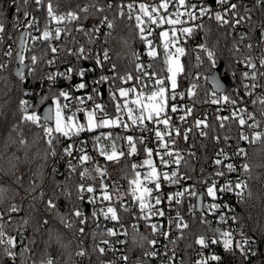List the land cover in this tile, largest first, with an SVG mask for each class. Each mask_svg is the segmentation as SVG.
<instances>
[{
    "label": "snow or ice",
    "instance_id": "snow-or-ice-1",
    "mask_svg": "<svg viewBox=\"0 0 264 264\" xmlns=\"http://www.w3.org/2000/svg\"><path fill=\"white\" fill-rule=\"evenodd\" d=\"M260 2L264 3V0H260ZM34 3L37 9L46 8V26L42 33V37H35V39H42L43 41H52V40H60L63 35L65 38L71 36V41L68 43L78 44L79 46L75 49H67L69 55H75L78 58H83L85 60L89 59V55L91 54V49H87L84 44H80L77 36L73 35V29L69 27V25H75V32L82 34L87 38L88 44H94L100 38V32L102 28L108 29L105 39L103 41L104 45H109V41L111 39H115L112 35V31L115 28L114 20H110L108 15H98L101 13H105L108 11L114 12V18H118L121 20H126L129 22H134V29L136 31L137 37L144 43L146 46V55L150 60H156L160 53L157 51L158 47H162L163 56L161 58V68L159 71L153 70V64L144 63H136L135 71L138 73L135 77L132 73H127L124 76H119L116 74L112 77V80L115 81L119 78L122 83L127 84L130 81L134 80L139 85L132 87H119L112 92L113 100H117L119 98L120 102L115 104L116 113L118 115L115 118L108 117V114L105 112V108L101 104H96L95 108L92 111L87 112V123H79L76 120L75 115L67 116L64 115V109L68 107L67 104L61 105L60 98H63L65 101L70 99L69 93L67 91H59L58 96L54 99L55 104V114L45 116L46 120L54 121V126H48L42 123L41 115L37 114L35 111H31L32 105H30L29 101L26 99L20 100V108H21V116L20 120L23 123H29L32 125L39 126L44 130L45 143L48 145V148L51 150V155L55 156V150L53 148L54 140L57 139L53 135V133L60 134L63 137H68L71 139L73 136H78L81 132L84 131H95L100 128H112V127H123L124 129H129L131 126L137 127L141 132L149 133L153 132L155 136V140L158 144L156 149L147 147L145 141L147 139L146 136L133 137L128 135L126 137H115L111 134L96 137V147L99 151V154L103 156L107 161H119L125 155L132 156L136 155L138 152L137 143L145 144L144 153L146 158L143 160L142 164L138 165L133 163L131 168L133 170V176L129 179V192L132 201L133 207H137L139 210V215L136 217L137 220L142 219L146 222L147 226L151 228L152 234L155 236L159 233L160 236L168 241L170 244H175V240H170L169 237L171 235V230L174 227L178 233L177 239L184 238V230L189 228L188 222L184 219V217L176 212L175 217H169L168 219V229L165 230L163 224L152 223L153 217H164L165 210L159 207L163 203V193L161 190V180L168 182L171 185H179L183 180H190L192 177L185 172L181 174V165H189L188 159L183 155L182 151L175 147L176 138L181 136V131L179 127H176L172 124V117L169 113V102L175 101L177 96L179 95L181 99H183V93H177L176 89L178 87L177 77L184 72V66L181 62V58L185 56L186 49L183 46H180V37H190L193 32L197 28H203V25H188L189 22H194L198 19H201L204 16H208L210 19H215L221 26L233 24L239 25L241 21L245 20V16H240L237 8L238 5L236 3H232L231 0H216L221 6L227 5L226 8L222 12H213L211 6L203 7L201 6L197 11V6L191 3H188V0H115V3L109 2L107 4L100 3V0H87V2L78 4L75 9L68 11H60L59 0H13L14 6V20H13V28H18L21 23V19H23L24 27L26 29L32 28L35 24H38L36 17L32 16L31 12L27 11V7L29 4ZM23 11V17L21 18L20 12ZM171 9V10H170ZM232 14L231 17L229 14ZM83 14V15H81ZM97 17L98 23L94 24L91 28H87L84 26L83 21L89 19L90 17ZM31 17V19H30ZM186 17V19H185ZM248 20L251 19L250 16L247 17ZM55 24V28H51L50 25ZM155 25L156 28L161 29L159 31L157 38L161 42L160 45H157L153 42V40L149 39L150 36H153L155 33V28L152 26ZM167 25L168 28H164ZM129 29L133 28V23H129L126 25ZM5 33V24L0 22V43L4 40ZM10 38V37H9ZM26 39V35L22 33L21 35V44L22 51L18 53V63L20 65H24L25 57L23 55V51L27 50L23 47L24 41ZM245 39V36H241V42ZM260 43H264V25L261 26V35L257 38ZM126 43V41H124ZM259 46V45H257ZM200 51L206 54L209 62L212 63L213 66L216 64V54L215 52L208 47L207 43H203L197 46ZM246 47L249 51L253 48L251 43L247 44ZM235 51L239 52L240 49L235 47ZM50 51L53 54L58 53L59 48L55 46H50ZM111 47L102 48V56L100 53L95 55V62L97 66L103 68L104 63L108 62L112 59L110 56ZM6 56H12L11 47H9L8 51L5 53ZM134 57V63L140 60V56L135 52L132 53ZM32 64L35 65L38 61V57L36 55H32L30 57ZM197 61H200V56L197 55ZM242 62L246 68L251 71H246L243 73V77L245 79L253 81L251 84L244 85L246 89V94L252 96L255 92V89L258 87H264V85L258 84L256 81L259 76H264V72H260L257 68V64L253 62L250 56H245ZM48 64H53L54 60H48ZM260 68H264V56H261L259 59ZM6 68V64L0 63V70ZM92 69H84L81 68L77 71V74L83 78L86 71H91ZM74 71L73 68L69 67L66 70V73H50L47 77L49 81L55 82L57 76H62L67 79H70V74ZM110 71L113 73L116 72V64L112 63L110 67ZM17 76L23 78V72L20 69H17ZM109 81L108 76L102 75L97 84H106ZM167 82V83H166ZM53 85H49V90L51 91ZM86 85L84 83H80L77 85V90L84 89ZM196 85L193 84L191 88L188 90V95L190 97H195L197 95L195 89ZM146 90V91H145ZM96 91V89H94ZM118 94V97H117ZM213 97L210 101L206 100L205 102H210L212 104H220L221 102L225 104H231L234 107L238 104L236 99L230 98L228 95H224L221 98L216 97V93H212ZM46 97L41 96V100L43 101ZM88 100H92V96L87 97ZM257 101L264 106V97H257L256 100L253 101V104H256ZM81 104L84 102L83 98H80L79 101ZM99 110L101 113H104V116L97 120V111ZM170 111L172 113L177 112V106L175 104L171 105ZM193 109L188 107L184 111V115L180 117L181 121H185L189 115L192 114ZM52 112V109L49 108V113ZM124 114L127 117V121L124 120L122 115ZM261 115L264 116V110L261 111ZM216 119L219 121V127L224 128L225 122L229 120H234L238 123L241 129L244 128L245 125L249 129H252L251 136L244 133L243 131L239 135V140L245 141L249 144L254 143H264V132L255 131V129L260 128L261 122L256 119L254 113L249 112L246 107H235L230 114V116H217ZM130 121V124L128 123ZM252 121V123H249ZM151 123L153 125L152 128L148 127V124ZM195 127L199 129V135L203 138L208 137V129L210 125L207 122V119H197L194 122ZM160 125H163V129L160 128ZM18 128V125H14V130ZM192 131V128H188L183 133V139L185 141L188 140V133ZM107 139L110 142V147L101 143V139ZM124 139L128 146L127 153L123 151L117 145V140ZM213 139L216 142H219L220 136H214ZM225 140L230 139V137L225 136ZM19 144L27 147L28 141L26 139L21 138L19 140ZM155 151L156 156L159 157V164L163 166V168H171V171H163L161 168H158L155 161L153 160V153ZM65 155L71 157L72 156V145H69L64 149ZM48 153H45V156ZM237 155L247 158L248 152L245 148H238ZM189 156L194 157L195 152H189ZM217 157H223V159L217 158L214 160L216 165L223 164L224 160L230 159L228 154L224 152V149L221 148L220 151L216 154ZM167 157V159H166ZM18 159V158H15ZM91 160V157L85 153L83 148L80 149L79 156V165H73L71 161L69 162V169L71 172H75L78 166H83L87 162ZM10 169H15L16 164L14 160H10ZM174 165V167H172ZM141 167H146V171L142 174L137 169ZM227 172L232 173L237 171L236 165L233 163H228L225 165ZM242 172L244 174H250L251 167L248 163H244L241 165ZM95 172L101 180L103 177L107 175L106 169L101 168L99 165H96L93 169L83 168L80 172L81 179L94 178L92 177V173ZM226 173L220 169H217L215 172V176L222 177ZM127 178V177H125ZM17 183L21 182V178L17 177ZM206 185V193L198 194L195 192L194 188H184L183 191H176L174 193H170L167 195V202L169 207L173 201L177 205L183 203V198L187 194L189 197L195 196L197 200H200L201 197L206 194L208 197H211L213 200L217 199V191L221 193H229L235 192V194L240 198V201L244 200V190L248 187L247 182L244 180L238 179L235 183L232 181H227L223 185L217 188L218 180L212 179L209 184L207 180L203 181ZM151 185V186H150ZM30 189L35 191L36 185L35 183L30 184ZM108 185L101 183L102 190V200L112 201V195L107 191ZM115 190L118 192V185L114 186ZM239 190V191H236ZM96 189L92 185H84L79 184L77 186L78 198L80 200L85 199V193H95ZM158 193L157 195H153V193ZM70 195V194H69ZM125 194H119L117 196V201L123 202V196ZM251 195V193H249ZM44 193L40 192L39 197L43 198ZM14 198V197H13ZM9 199L8 190L0 187V204L4 203L5 200ZM97 197L92 195L88 198L87 202L89 204H95ZM46 206L50 210L58 211L57 203L53 199H48L46 201ZM193 208L196 205H192ZM208 210L210 212H215V210L223 208H227L229 212H234V209L229 207L227 204H219V203H211L208 206ZM21 206L16 203L9 204L8 208L5 211H0V251L3 252L11 261L12 264H16V260L18 255H25L30 253L31 249L29 247V243L26 242L23 234L20 233V239L18 241L16 236L9 235L6 231V227L12 221V214L19 213L21 211ZM127 210V209H126ZM100 215L104 217L106 220H112L119 222L120 217L117 214V210L113 206H108L106 208L99 209ZM5 214L8 215V220L5 221ZM75 221H78L80 225H85L88 222V216L76 206L70 210L69 213ZM92 218H97L96 211L92 212ZM228 219H231L233 222L238 220L236 215H232L231 217H227L225 215H221L219 218L220 223H227ZM61 223L65 225L68 229H73L74 223L72 220H67L66 217L61 214L60 215ZM44 224H47L48 221L44 220ZM200 223L203 225H208L209 221L202 215L200 219ZM23 225L28 224V220L24 219L22 221ZM97 227L99 224L97 223ZM122 231H116L114 228L106 229V231L100 233L102 237H115V236H124L128 237L129 232L128 228L132 229L134 233L132 237V243L139 247H143V243L141 241H147V244L151 246L152 250H145L143 252V257L146 258H158L163 255L167 257V260L163 262V264H174L175 261V251H172V255L169 256V250L167 249V245H165V251L161 254L159 250L156 248L159 241L157 239L148 240L142 234L139 233V227L137 224H131L128 227L123 225L120 226ZM212 235L207 236L205 234H200L196 237L195 243L200 246L201 249H207L210 245H214L217 243H222L223 248L226 251H235L238 250L242 256H247L248 252L246 251V246L250 243L249 238L245 235L243 230L237 233L242 239L235 240L233 235V230H222L219 228L211 229ZM78 232L83 235L85 229L83 226L78 228ZM95 233H93V238L95 241ZM137 236H139V241L137 240ZM59 242V241H58ZM115 243L118 244H127L128 240H117ZM115 243L110 241L109 239L102 238L98 243H95L94 250L98 253L99 256H104L108 251L116 252L120 251V249L115 248ZM106 245V247L101 246ZM20 249L18 252L17 249ZM77 256L84 257L87 255V251L84 248H80L79 251L76 252ZM200 257L195 264H209L210 261L218 262L221 260V257L215 254L210 256H204L203 253H197ZM120 260L124 261L125 264H128L129 256L121 255L119 257ZM35 264V262H34ZM40 264H55L53 258L49 257L46 260H42Z\"/></svg>",
    "mask_w": 264,
    "mask_h": 264
},
{
    "label": "built area",
    "instance_id": "built-area-1",
    "mask_svg": "<svg viewBox=\"0 0 264 264\" xmlns=\"http://www.w3.org/2000/svg\"><path fill=\"white\" fill-rule=\"evenodd\" d=\"M125 2H128V0H125ZM232 3H236L238 5L237 11L240 16H245V20L241 21L239 25H232V35L237 36L239 39H241V36L244 35L245 39H247L249 33L247 31L248 26V19L247 17L250 16L251 19L254 17L255 10L253 7L263 5L264 3L260 2V0H231ZM188 3L194 4L197 6V11L201 6L203 7H209L211 6L213 12H222L224 8L227 7V5L221 6L218 3H216V0L214 2V5H211L210 0H188ZM171 10V9H170ZM46 15L45 13L44 17L42 19H37L38 24H35L32 28L26 29L22 23H20L19 34L18 38H16L11 31H9V28L5 26V33H4V40L1 43L4 50V60L3 64H6L5 69H13L18 66L17 61V47L19 49V40H20V33L21 29L26 30V39L24 43V48L27 50L23 51V55L25 57L24 64H25V71L29 67V69L33 70L35 69L36 65L32 64V61L30 57H28L26 54L29 51H32L35 47H38L40 45H43L44 47L50 49V46H55L59 48L58 53L54 55V57L51 60H54L53 64H50L52 66V69H57V73H66V70L71 67L74 69V71L70 74V79H67L62 76H57L58 79L63 81L60 87V91H67L69 93L70 99L65 101L62 98L61 105L67 104L68 107L64 109V114L66 116H72L75 115L76 120L80 121L81 123L85 122V114L87 111H92L95 108L96 104H101L105 108V112L108 114V117L115 118L116 115V109L115 104L119 101V98L117 100H113L112 98V92L119 88V87H132L137 86L139 88V85L134 80L130 81L127 84L122 83V81L117 78L115 81L112 80V77L116 75L112 71H110V61L105 62L103 68L97 66L95 62V55L97 53H100L102 56V48L108 47V45H104L103 41L105 39V35L108 31L106 28H102L100 32V38L94 43V44H88L87 38L84 37L82 34L75 32V25H69L70 28L73 29V35L77 36L79 43L84 44L87 49H91V54L89 55V59L85 60L83 58H78L75 55H71V57L68 54L67 49L75 50L79 45L68 43V41H71L72 37L69 36L65 38L63 35L61 36L60 40H52V41H43L42 39H33L35 37H42V33L46 26ZM231 13L229 16L231 17ZM31 19V17H30ZM186 19V17H185ZM210 18L208 16H204L201 19H198L194 22H189L188 25L185 26H192L194 25H203V28H197L192 36L190 37H180V46H183L187 51H191L195 57L197 55L200 56V61L202 60L201 52L199 48L197 47L200 44L207 43V39L205 36V22L209 20ZM99 21H92L87 22L88 24L83 21V24L87 28H91L94 24H97ZM128 23H132L129 22ZM134 23V22H133ZM13 25V24H12ZM264 25V22L263 24ZM13 27V26H12ZM51 28H55L56 25L52 24L50 25ZM155 28V33L153 36H150L149 39L153 40V42L157 45H160V41L157 38L159 31L161 29L156 28L155 25L152 26ZM164 28H168L167 25L164 26ZM114 33V30L112 31V35ZM261 35V28L260 31L256 33V39L251 40L248 42L253 45V48L251 50H254L256 48V51L252 54L251 58L253 62L257 64V68L260 72H264V68H260L259 59L261 56H264V43H260L258 41V37ZM10 37V38H9ZM259 45V46H257ZM9 47H11L12 50V56L8 57L5 55V53L8 51ZM146 46L143 43L142 50L139 52L140 56V62L147 64H153L154 69L156 71H159L161 68V58L163 56V49L162 47H158L157 51L160 53V56L156 60H150L149 57L146 55ZM67 57H65V55ZM16 56V61L14 60V57ZM110 56L112 57L111 51ZM186 56V55H185ZM184 57V56H183ZM182 57V58H183ZM244 57L237 60V66L239 69H242L243 73L246 71H251L250 69L246 68L245 65L242 62ZM59 68V69H58ZM81 68L84 69H92L91 71H86L83 78H81L76 70H79ZM24 71V72H25ZM23 72V73H24ZM52 73L49 72L46 76L47 82L49 81L47 79L48 75ZM67 74V73H66ZM108 76L109 81L106 84H97L96 81L100 79V77ZM132 75L135 77L138 75V73L135 71L132 73ZM124 76V75H123ZM232 87L231 89L226 93H218L213 90L210 92H207V89L205 87V77L201 72H197L195 75V79L188 83L187 85H183L181 87H177L176 92L177 93H183V99L180 98V96H177V99L175 101L169 102V115L172 117V124L176 127L180 128L181 136L176 138V145L175 147L182 151L183 155L188 159L189 165H181V174H184L187 172L188 175L192 177L190 180H183L179 185H171L166 181L161 180V190L163 193V203L159 206L165 210V216L164 217H153L152 223H158L163 224L165 230L168 229V219L169 217H175L176 212L179 211V213L184 217V219L188 222L189 228L184 230V238L183 239H177L178 233L173 227L171 230V235L169 237L170 240H175V244H170L168 241H166L163 236H160L159 233H157L155 236L152 234L151 228L147 226L146 222L142 219L137 220L136 217L139 215V210L137 207H133V201L128 195L129 192V179L133 176V170L131 166H127V155L122 157L118 162L117 161H107L103 156L99 154V151L96 147V137L100 136L101 134L108 135L111 134L113 138L115 137H126L128 135L135 137L140 136H146L147 139L145 141V144L147 147L156 149L158 147V144L155 140V136L153 132L144 133L141 132L137 127L131 126L130 121L128 122L130 124L129 129H124L123 127H112V128H100L96 129L95 131H84L81 132L78 136H73L71 139L68 137H63L60 134L53 133L55 137H57L56 140H54L53 144H56V150H55V157L61 162L63 165L62 170L66 169L70 171L69 169V162L73 165H79V156H80V149L83 148L85 153L91 157V160L84 164L82 167L78 166L77 169L83 170V168L93 169L96 165H99L101 168L106 169L107 175L103 177V180H101V177H99L97 174V178L95 182L92 180L88 184L84 185H92L96 191L95 193H85V199L83 200L85 203H87V213L86 215H89L93 221H95L96 230H100L102 232L106 231V229L114 228L116 231H122L121 225L128 227L131 224H137L139 227V233L142 234L144 237H146L148 240L150 239H157L159 243L157 244L156 248L159 250V252L162 254L165 251V245H167V249L169 250V256L172 255V251L174 249L175 251V261L174 264H195V262L200 258L197 253H203L204 256H210L212 254L220 256V252L224 249L222 243H217L214 245H210L207 249H201L199 245H197L194 242H191L188 237V232L190 227L195 226V223L198 221L200 223L201 216L203 215L208 221V231L209 233H203L207 236L212 235L211 229L219 228L222 230H233V235L235 237V240H241L242 238L237 234L241 230L238 229V220L236 222H233L231 219H228L227 223H220L219 218L221 215H225L227 217H231L232 215H236L238 217V207L240 204V198L235 194V192H229V193H221L217 191V199L213 200L211 197H208L206 194H204L201 197V200H197L195 196L189 197L187 194L183 198V203L177 205L175 201L172 202L171 207H169L167 202V195L170 193H174L176 191H183L184 188H194L195 192L198 194L206 193L207 185L203 182L204 180H207L210 184L212 179H216L219 181L217 184V188L221 185H223L227 181H232L235 183L238 179L244 180L247 182V174H244L241 169V165H243L246 162V159L237 155L238 148H245V146L249 145V143L239 140V135L243 131L244 133L251 136L252 129H249L247 125L244 126L243 129H240V132L236 134L235 136H228L230 139L225 140L224 137L220 136L219 142L214 141V149L211 148V140L209 138V135L211 133V130L213 128L212 121L217 120V116H230L231 112L235 110V107H246L247 108V102L243 101V93H246V89L244 85L251 84L253 81L246 79L245 83L243 84V89H235L233 92L234 96L229 95V93L234 90V83L231 79ZM260 85H264V76H259L256 81ZM80 83H84L86 87L84 89L77 90V85ZM167 83V82H166ZM51 85H53V82H50ZM195 84L197 87L195 89L197 95L195 97H190L188 95V90L191 88V86ZM96 89V91H94ZM146 91V90H145ZM244 91V92H243ZM216 93V97H219L222 99L224 95H228L232 99H241L243 101L242 105H236L235 107L231 104H225L221 102L220 104H212L210 102H205L206 100L210 101L213 97L212 93ZM256 93L257 97H264V87H258L255 89L254 94ZM92 96V100H88L87 97ZM118 97V94H117ZM80 98L84 99V102L81 104ZM250 98V97H249ZM238 101V100H237ZM175 104L177 106V112L172 113L170 111L171 105ZM191 107L193 109L192 114L187 117L185 121H181L180 117L184 115V111ZM248 109V108H247ZM97 111V120H99L101 117L104 116V113H101L99 110ZM249 111V110H248ZM250 112V111H249ZM122 115L124 120L127 121V117L124 114ZM207 119L208 124L210 127L206 129L208 131V137L203 138L199 135V129L195 127V120L197 119ZM226 123V122H225ZM249 123H252V121H249ZM49 126V124H47ZM149 128H152L153 125L151 123L148 124ZM160 128L163 129V125H160ZM192 128V131L188 133V140L185 141L183 139V133L186 129ZM255 131H261L264 132V126H260V128L255 129ZM117 145L120 147L125 153H127L128 146L126 144V141L124 139L117 140ZM101 143L110 147V142L107 139H101ZM243 143L245 145H243ZM145 144L137 143V149L138 152L136 155L130 156L131 163L135 164H142L143 160L146 158L144 153ZM69 145H72V156L69 157L65 155L64 149L68 147ZM223 148L224 152L228 154L229 158L228 160H224L223 164L216 165L214 163V160L217 158L223 159V157H217V153L220 151V149ZM189 152H195V156L191 157L188 155ZM167 159V157H166ZM153 160L155 161L158 168H161L163 171H171V168H163L159 164V157L156 156L155 151L153 153ZM233 163L237 167L236 172L228 173L227 169L225 167L226 164ZM108 164L113 166L121 165L122 168L120 169L121 177L115 176V174L112 173V169H108ZM131 164V165H132ZM174 167V165L172 166ZM217 169H220L224 171L226 174L222 177L215 176V172ZM142 174L147 170L146 167H141L137 169ZM93 175V173H92ZM127 177V178H125ZM104 183L108 185L107 191L112 195V201H105L102 200V190H101V183ZM118 185V192L115 190L114 186ZM151 186V185H150ZM246 190V189H245ZM244 190V192H245ZM239 191V190H236ZM119 194H125L123 196V202L117 201V196ZM158 193L154 192L153 195H157ZM92 195H95L97 197L95 204H89L87 202L88 198ZM211 203H219V204H227L229 207L234 209V212H229L227 208H221L218 210H215V212H210L208 210V205ZM192 205H196L195 208L192 207ZM108 206H113L117 210V214L120 217L119 222L112 221V220H106L102 215L99 213V209L106 208ZM127 209V210H126ZM96 211L97 218H92V212ZM97 223L99 224V227H97ZM201 224V223H200ZM203 225V224H202ZM243 230V229H242ZM129 235L128 237L124 236H115V237H106V239H109L110 241L117 240H128L127 244H118L115 243V248L120 249V251L112 252L108 251L106 255V261L104 264H125L124 261L120 260L119 257L121 255H128L129 261L128 264H163L164 261L167 260V257H164L163 255L159 256L158 258H146L143 257V252L145 250H152L151 246L147 244V241H141L143 243V247H139L136 245L137 249L131 252L132 247L134 244L132 243V237L134 233L132 232L131 228H128ZM243 232L246 235V232L243 230ZM247 236V235H246ZM248 237V236H247ZM250 240V243L246 246V251L248 252V255L246 257L249 258H255L256 264H264V246L261 243H258L257 240L254 237H248ZM137 240L139 241V237H137ZM107 248L106 245H101ZM209 264H215V261H210Z\"/></svg>",
    "mask_w": 264,
    "mask_h": 264
},
{
    "label": "trees",
    "instance_id": "trees-1",
    "mask_svg": "<svg viewBox=\"0 0 264 264\" xmlns=\"http://www.w3.org/2000/svg\"><path fill=\"white\" fill-rule=\"evenodd\" d=\"M87 0H59L60 11H68L76 8L78 4H83ZM109 0H100V3L107 4ZM115 3V0H111ZM255 10L254 17L247 23L248 37L241 42L237 36L232 35V25L221 26L214 18L205 22L204 30L207 39V45L216 54V64L212 65L207 59L205 53L201 52L202 60L197 61L191 51H187L183 57L184 72L178 77V87L187 85L195 79L197 72H201L205 77V87L207 92L212 91L208 82V76L220 65H222V74L233 80L234 90L229 95L234 96L235 89H243L245 78L243 77L242 69L237 66V60L245 56H252L256 51H249L246 45L249 41L256 39V33L264 22V4L253 7ZM22 8L20 12L23 17ZM31 12L32 16L37 19H42L46 13V8L37 9L34 3L29 4L26 9ZM83 15V14H81ZM98 15H108L110 20H114L115 28L113 37L109 41L111 47L112 60L110 64H116L115 74L123 76L127 73L135 72L133 52L139 55L142 50L143 42L137 37L136 31L133 28L129 29L126 25L129 24L126 20L114 18V12L108 11ZM14 6L13 0H0V22H3L9 31L18 38V28H13ZM98 21L97 17L93 16L84 22ZM24 25L23 19H21ZM126 41V43H124ZM108 45V46H109ZM235 47L240 49L235 51ZM18 52V47L17 51ZM28 57L36 55L38 61L35 64V69L29 67L23 73V78L14 75L13 69L0 70V187L8 190L9 199L0 204V211H5L9 204L16 203L21 206L19 213L12 214V221L7 225L6 231L9 235L16 236L18 241L23 237L27 238L31 249L30 253L23 256L18 255L16 264H40L42 260L51 257L55 264H104L105 256H99L94 250L95 243H98L102 238L99 229L96 230L95 221L88 216V222L85 225H80L69 214L73 206L79 207L84 213H87V203L78 198L77 186L79 184H88L92 180L95 182L96 173L93 172L92 177L81 179V169L75 172L62 170L63 165L57 157L51 155V150L45 143L43 128L23 123L20 120L21 108L20 100L26 99L32 105L31 111L40 113L41 108L53 102L60 91L61 79L58 77L51 91L49 85L51 81H46V76L49 72L57 73V69H52V66L47 63L55 54L51 53L50 49L40 45L32 51L27 52ZM68 54L65 55L67 57ZM71 57V55H69ZM4 60V50L0 43V63ZM16 61V56L14 57ZM59 69V68H58ZM244 92V91H243ZM41 96L46 97L43 101ZM250 97V98H249ZM256 93L252 96L243 93V101L247 102V110L254 113L256 119L264 126V116L261 111L264 106L257 101ZM238 100V105H242L243 101ZM62 103V98H60ZM54 104V103H53ZM40 115V114H39ZM43 123V122H42ZM46 124V123H44ZM14 125L18 128L14 130ZM47 125V124H46ZM213 128L209 135L211 140V148L214 149V136H235L240 132V126L234 120L226 121L225 127H219V121H212ZM53 126V125H49ZM23 138L28 141V146L24 147L19 144V140ZM243 145H245L243 143ZM56 150V144H53ZM248 152L246 162L251 167L250 174H247V185L244 192V200L240 202L238 207V229L244 230L246 235L254 237L258 243L264 246V143H254L245 146ZM48 153L45 156V153ZM127 166H131L130 156L127 155ZM18 158V159H15ZM10 160H14L16 168L10 169ZM107 168L112 169V173L117 177H121V165L111 167L108 164ZM17 177L21 178V182L17 183ZM35 183V191L30 189V184ZM43 192V198L39 197V193ZM251 193V195H249ZM70 194V195H69ZM14 197V198H13ZM53 199L58 206V211L50 210L46 206L48 199ZM63 214L67 220H72L74 223L73 229H68L61 223L60 215ZM28 220L27 225H23L22 221ZM4 220H8V215L5 214ZM48 223L44 224L43 221ZM83 226L85 232L81 235L78 228ZM207 225L195 223L188 232V237L191 242H194L196 237L203 233H209ZM95 233V241L93 238ZM139 237V236H137ZM59 241V242H58ZM87 251V255L80 257L76 252L80 248ZM139 251L134 245L131 252ZM19 252L20 249L18 248ZM221 260L218 264H256L255 258L242 256L238 250L226 251L223 249L220 252ZM0 264H12V261L0 251ZM217 264V262H215Z\"/></svg>",
    "mask_w": 264,
    "mask_h": 264
},
{
    "label": "water",
    "instance_id": "water-1",
    "mask_svg": "<svg viewBox=\"0 0 264 264\" xmlns=\"http://www.w3.org/2000/svg\"><path fill=\"white\" fill-rule=\"evenodd\" d=\"M214 2H215V0H210L211 5H214ZM22 33L26 35V30L25 29H21L18 53H20L22 51V44H21V35H22ZM24 43H25V41H24ZM23 47H24V45H23ZM17 61H18V54H17ZM17 69H20L22 72H24L25 71V64L24 65H20L18 63V66L14 70V75L15 76H17L16 75ZM17 77H19V76H17ZM208 82H209L210 86L213 88V90L218 92V93H226L232 87L231 79L228 76L222 74V65L218 66L208 76ZM49 108L52 109L51 113H49ZM39 114L41 115L43 123H46V124H49V125H53L54 121L45 119V116H47V115H54V104H53V102H49V103L45 104L41 108Z\"/></svg>",
    "mask_w": 264,
    "mask_h": 264
},
{
    "label": "rangeland",
    "instance_id": "rangeland-1",
    "mask_svg": "<svg viewBox=\"0 0 264 264\" xmlns=\"http://www.w3.org/2000/svg\"><path fill=\"white\" fill-rule=\"evenodd\" d=\"M181 62L183 63V66H184V62H183V58H181ZM179 77V76H178ZM178 77H177V81H178ZM54 103V102H53ZM88 112V111H87ZM87 112H86V114H85V122L87 123ZM54 114H55V104H54ZM65 115V114H64ZM65 117H67L66 115H65ZM78 121V120H77ZM79 123H81L80 121H78ZM85 123V124H86ZM53 126H54V123H53ZM91 132V131H90Z\"/></svg>",
    "mask_w": 264,
    "mask_h": 264
}]
</instances>
